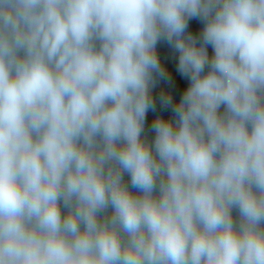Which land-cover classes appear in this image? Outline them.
Masks as SVG:
<instances>
[{
	"label": "clouds",
	"instance_id": "clouds-1",
	"mask_svg": "<svg viewBox=\"0 0 264 264\" xmlns=\"http://www.w3.org/2000/svg\"><path fill=\"white\" fill-rule=\"evenodd\" d=\"M0 264H264V0H0Z\"/></svg>",
	"mask_w": 264,
	"mask_h": 264
},
{
	"label": "trees",
	"instance_id": "trees-1",
	"mask_svg": "<svg viewBox=\"0 0 264 264\" xmlns=\"http://www.w3.org/2000/svg\"><path fill=\"white\" fill-rule=\"evenodd\" d=\"M200 27H201L200 21H198L196 19H191L189 21L188 30L191 31L192 33H194V34L197 33L199 31ZM157 51H158V55L161 59V63L163 64V66L166 68V70L168 71V73L171 76V83L169 84V83H165V82L161 81L157 85V87L153 89V94L156 95L161 89H163L164 91L171 92L174 100H178L180 93L187 86V81L184 78H182L179 75V73L176 72L174 53L168 47V45L164 42H158ZM208 52H209V54H211V47L210 46L208 48ZM156 115H161V116L166 118L170 115V113L167 110H163V111L160 110L159 105H157V111L156 112L149 111L146 114V119H145L146 127H147V125H149L151 123L152 119Z\"/></svg>",
	"mask_w": 264,
	"mask_h": 264
}]
</instances>
